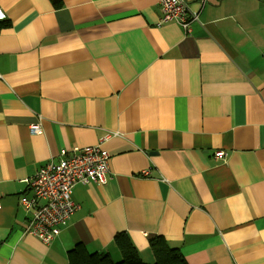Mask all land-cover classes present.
Returning a JSON list of instances; mask_svg holds the SVG:
<instances>
[{"label":"crops","instance_id":"obj_1","mask_svg":"<svg viewBox=\"0 0 264 264\" xmlns=\"http://www.w3.org/2000/svg\"><path fill=\"white\" fill-rule=\"evenodd\" d=\"M159 2L0 0V264L118 258V234L146 264L152 237L187 264H264V0H207L188 33ZM92 146L107 183L74 186L48 245L25 234V180Z\"/></svg>","mask_w":264,"mask_h":264},{"label":"built area","instance_id":"obj_2","mask_svg":"<svg viewBox=\"0 0 264 264\" xmlns=\"http://www.w3.org/2000/svg\"><path fill=\"white\" fill-rule=\"evenodd\" d=\"M206 2L197 0V11H193L186 0H160V24L174 22L188 33L190 26L198 22L199 10ZM29 133L40 135V125H31ZM221 156L220 152L215 154L216 158ZM109 171V155L98 146L75 149L70 156L61 150L57 161L49 158L31 178L25 180L31 192L29 198L20 199L21 206L30 216L25 234L48 245L78 209L71 198L74 186L105 185ZM147 174L148 171L143 172V175Z\"/></svg>","mask_w":264,"mask_h":264},{"label":"trees","instance_id":"obj_3","mask_svg":"<svg viewBox=\"0 0 264 264\" xmlns=\"http://www.w3.org/2000/svg\"><path fill=\"white\" fill-rule=\"evenodd\" d=\"M57 5V0H55ZM9 26L8 21H0V32ZM114 243L119 250L121 260L113 262L106 253H88L82 244H77L67 253L68 264H146L139 258L125 234H118ZM149 249L154 257L152 264H187L185 258L177 250L167 246L160 237L148 239Z\"/></svg>","mask_w":264,"mask_h":264},{"label":"rangeland","instance_id":"obj_4","mask_svg":"<svg viewBox=\"0 0 264 264\" xmlns=\"http://www.w3.org/2000/svg\"><path fill=\"white\" fill-rule=\"evenodd\" d=\"M110 258H111V260H112L113 262H118V261L121 260V256L118 257V258H116L114 255H113V256L110 255ZM141 261H142V259H141ZM143 262H144V261H143ZM144 263H146V262H144Z\"/></svg>","mask_w":264,"mask_h":264}]
</instances>
